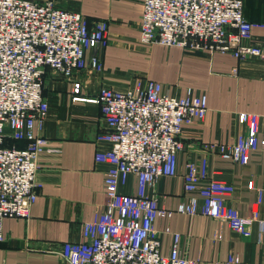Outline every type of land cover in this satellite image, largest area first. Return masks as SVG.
Wrapping results in <instances>:
<instances>
[{
    "label": "built area",
    "instance_id": "2783aa9c",
    "mask_svg": "<svg viewBox=\"0 0 264 264\" xmlns=\"http://www.w3.org/2000/svg\"><path fill=\"white\" fill-rule=\"evenodd\" d=\"M141 41L177 45L190 51L232 53L237 58L264 57L263 43H255L253 30L264 22L245 16V0H143ZM109 22L91 25L77 10L62 8L54 0H0V241L5 240L6 216L29 217L38 198L39 156L49 140L36 133L49 112L45 95L48 70L72 80V100L98 104L108 130L98 135L107 150L98 149L96 160L109 164L105 175L103 211L83 223L82 239L63 244L61 255L70 264H199L180 251L182 235L173 233L169 255L161 249L155 228L158 217L175 212L203 214L227 222L245 238L257 225V242L264 247V217L243 215L227 203L235 186L202 171L189 162L183 173L184 189L192 196L176 209L162 206L147 189L160 176L179 174L178 155L184 149L185 126L202 120L208 95L189 89L186 96L169 93L159 81L137 78L126 89L103 85L89 95L77 72H102ZM89 52H91L89 54ZM238 72V68L234 69ZM264 115L241 112L245 132L223 155L248 165L254 153L264 154ZM7 138L27 141L24 148L6 146ZM131 175L138 178L136 194L121 191ZM255 189L254 181L248 182ZM257 203L264 205V188L257 189ZM230 255L226 264L239 263Z\"/></svg>",
    "mask_w": 264,
    "mask_h": 264
},
{
    "label": "crops",
    "instance_id": "0c3cea01",
    "mask_svg": "<svg viewBox=\"0 0 264 264\" xmlns=\"http://www.w3.org/2000/svg\"><path fill=\"white\" fill-rule=\"evenodd\" d=\"M54 1L62 8L80 11L91 25L109 22L107 46L93 51L103 58V71L85 69L76 74L89 95H95L103 85L126 89L137 78L159 81L169 93L180 97L189 89L208 95L206 116L186 125L181 136L184 149L178 155L179 174L160 176L147 194L167 208L176 209L188 201L192 194L185 192L183 173L192 161L199 172L206 165L209 174L234 184V193L227 196L229 205L245 216L264 217V205L257 203V189L264 188V154L254 153L248 165H240L222 151L246 131L239 113L264 115V57L239 59L232 53L144 44L140 25L143 0ZM245 16L264 22V0H245ZM253 36L255 43H263L264 28H254ZM44 90L49 112L36 133L49 140V147L39 156L38 198L29 217H5L0 264H70L61 255L63 244L81 240L83 223L104 209L109 164L97 161L96 153L107 150L110 143L98 140L99 133L108 130L100 106L73 101L72 80L54 71L48 70ZM19 144L24 148L27 141ZM249 181H254L255 189L248 187ZM138 188L137 176L131 175L120 189L136 194ZM167 227L182 235L181 253L198 259L199 264H226L230 255L240 258L234 264H264L256 224L252 236L245 238L227 222L203 214L175 212L171 218L158 217L155 228L164 255L174 246L173 233L164 232Z\"/></svg>",
    "mask_w": 264,
    "mask_h": 264
},
{
    "label": "trees",
    "instance_id": "16d2710c",
    "mask_svg": "<svg viewBox=\"0 0 264 264\" xmlns=\"http://www.w3.org/2000/svg\"><path fill=\"white\" fill-rule=\"evenodd\" d=\"M20 141H24V140H19V139H14V138H7L6 142L4 143V145L6 146H17L20 147Z\"/></svg>",
    "mask_w": 264,
    "mask_h": 264
}]
</instances>
